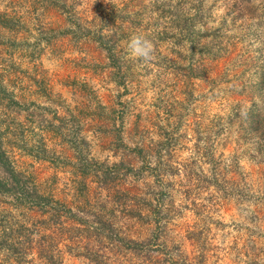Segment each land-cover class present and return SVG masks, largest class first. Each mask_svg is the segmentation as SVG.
<instances>
[{
	"label": "rangeland",
	"instance_id": "1",
	"mask_svg": "<svg viewBox=\"0 0 264 264\" xmlns=\"http://www.w3.org/2000/svg\"><path fill=\"white\" fill-rule=\"evenodd\" d=\"M0 264H264V0H0Z\"/></svg>",
	"mask_w": 264,
	"mask_h": 264
},
{
	"label": "clouds",
	"instance_id": "2",
	"mask_svg": "<svg viewBox=\"0 0 264 264\" xmlns=\"http://www.w3.org/2000/svg\"><path fill=\"white\" fill-rule=\"evenodd\" d=\"M128 56L150 63L155 58V48L151 40L141 35H132L127 43Z\"/></svg>",
	"mask_w": 264,
	"mask_h": 264
}]
</instances>
